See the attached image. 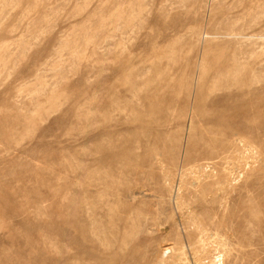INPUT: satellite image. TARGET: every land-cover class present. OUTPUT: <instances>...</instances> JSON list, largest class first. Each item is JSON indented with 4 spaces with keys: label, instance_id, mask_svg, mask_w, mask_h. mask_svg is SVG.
<instances>
[{
    "label": "rangeland",
    "instance_id": "374dc122",
    "mask_svg": "<svg viewBox=\"0 0 264 264\" xmlns=\"http://www.w3.org/2000/svg\"><path fill=\"white\" fill-rule=\"evenodd\" d=\"M0 264H264V0H0Z\"/></svg>",
    "mask_w": 264,
    "mask_h": 264
},
{
    "label": "bare ground",
    "instance_id": "6f19581e",
    "mask_svg": "<svg viewBox=\"0 0 264 264\" xmlns=\"http://www.w3.org/2000/svg\"><path fill=\"white\" fill-rule=\"evenodd\" d=\"M238 142L244 145V149L247 150L246 153L248 154L249 159H255L256 158V155L258 152L255 151V149L248 142V140L245 139L243 136L239 135L237 132H233L230 137L222 140V144L220 146H214L213 147V151L211 152V157L209 158V159H217V158L219 159L218 162H213L211 164V173H210L211 176L212 175H218L220 173V171L224 172V170H225V172H226L225 176L222 179H220L219 182H223V181L229 182L231 180H236L238 178V175H239L238 173H240L241 170L238 173H235L234 170L232 169V167L235 165L237 167L240 166V168H241L243 165H246L248 163V161H246V157H245L246 155H244L243 152L240 153V155L238 157H234V159H230L229 157H227L225 155L226 152L229 151L231 148H233V146L235 144H237ZM225 163H226V165H224ZM196 167H200L204 170L205 165L203 163H199V164H196L195 168ZM194 171H195V169H194ZM182 185H184V183H182ZM185 205H186L185 201H180L181 207H185ZM200 228H202V230H205L207 232V228L205 226H200ZM202 243L203 242H201V244ZM203 245H204V243H203Z\"/></svg>",
    "mask_w": 264,
    "mask_h": 264
}]
</instances>
